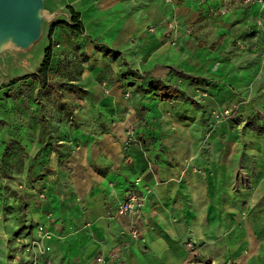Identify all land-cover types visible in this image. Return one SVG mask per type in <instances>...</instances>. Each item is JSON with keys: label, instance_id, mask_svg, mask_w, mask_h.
<instances>
[{"label": "rangeland", "instance_id": "374dc122", "mask_svg": "<svg viewBox=\"0 0 264 264\" xmlns=\"http://www.w3.org/2000/svg\"><path fill=\"white\" fill-rule=\"evenodd\" d=\"M163 1L166 30H147L149 35L157 33L166 47L157 53H165L170 73L189 84L194 104L227 90L210 113L215 126L204 124L205 112H200V133L219 140L232 136L230 144L247 169L256 166L255 179L248 181L246 170L243 186L210 190L215 212L182 223L175 237L145 210L126 226L118 245L101 250L107 237L79 221L85 207L77 196L89 174L80 167L90 156L86 151L80 154L79 147L105 134L117 140L131 161L128 166L134 173L129 178H141L140 184L148 171L155 179L153 186L134 189L146 206L153 188L163 182L155 166L163 153L151 148L152 135L175 134L183 115L176 111V102L165 104L160 107L163 125L161 120L148 124L149 104L158 98L140 94L137 77L126 78L132 56L147 64L138 50L94 58L85 50L88 39L83 35L73 33L64 42L49 40L47 27L53 16L44 0L51 17L43 20L41 37L29 48L11 46L0 53V264H264V33L254 29L257 10L238 12L227 26L204 15L184 21V14L176 10L183 0L176 6L172 0ZM62 16L71 18L70 12ZM180 35L198 49L184 52ZM51 42L52 64L44 87L34 73ZM153 64H158L156 59ZM234 103L239 107L235 117L220 115ZM202 224L213 226V235L194 236Z\"/></svg>", "mask_w": 264, "mask_h": 264}, {"label": "crops", "instance_id": "0c3cea01", "mask_svg": "<svg viewBox=\"0 0 264 264\" xmlns=\"http://www.w3.org/2000/svg\"><path fill=\"white\" fill-rule=\"evenodd\" d=\"M45 1L53 16L47 27L49 40L56 37L64 42L65 37H72L73 33L76 34L70 26L57 23L59 21L70 22V19L63 17L62 13L70 12V7H72L80 13L84 33L77 35H83L88 39L85 48L88 55L94 56V58H110L117 53L129 51L131 55L135 50H138V55L143 57L147 64L139 63L132 56L133 63L129 65V76L133 73L148 74L175 85L184 92L182 97L165 100H161L155 95L158 100L149 104L148 112L151 113V116H145L148 124L161 120L162 126L163 119L160 118V107L162 108L165 104L169 107L167 105L169 103L174 104L176 102L175 109L182 113L183 117L181 118L180 115L177 120L180 126L175 134L161 137H158L160 134L152 135V138L155 139L151 141V148H157L159 154L163 153L159 160H155L158 175L163 182L153 188L152 194L150 193L151 201L148 200L145 208L143 207L142 216H144V212H150V216L167 227L171 237H175L176 234H180L182 223L197 222L198 214L207 215L215 212L213 207L215 203L209 197L210 190H227L232 189L235 185L239 188L247 182L246 179L248 181L255 179L258 174L255 169L256 166L253 170L247 169V162L240 159V153L238 154V151L233 148L234 145L230 144L233 141L231 140L232 136L229 135L219 140L214 136H207L206 133H200V112H205L204 124L207 122L209 126H215L217 124L216 118L210 113L223 100V95L227 93V90H218V96L206 98L200 103L194 104L188 96L189 84L180 81L178 75L170 73L169 65H166L168 61L165 53H157L165 52L166 47L157 33L149 35L147 30L150 26H155L157 31L166 30L165 22L168 11L163 9V0ZM172 1L173 5L176 6L175 3L179 0ZM183 1V5L176 9L179 14H184L182 20L186 21L193 16L204 15L207 18L212 19L211 17H213L215 20L222 21L227 26L233 24L232 19L238 12L243 11L244 13L248 7L256 8L258 17L254 23V29L259 34L264 33V10L258 4L236 3L229 13L214 16L210 13L209 5L218 6L217 0L207 2L202 0ZM178 40L186 53L190 54L198 49L197 44L186 35H180ZM93 41L109 47L111 52L105 54L98 51ZM57 45L60 46L61 44L58 43ZM157 49L159 51H156ZM139 50L141 51L140 54ZM154 59L158 62L157 65L153 64ZM141 105L138 107V112L143 119L141 110H144V104ZM193 118L194 120H192ZM100 138L86 139L85 142L87 143L81 144L82 147H79L80 154H84L86 151L90 156L86 155V160L80 161V168L89 169V174L84 183L80 182V184L83 183V187H80L81 194L77 198H80L79 202L85 207L82 212L79 211V221L82 224L87 222L98 234L107 237L108 241L100 247L101 250H107L110 246H116L120 243L119 238H122L123 231L126 226L132 224L134 218L140 219L129 214L120 217L116 214L117 208L127 196V192L129 193L134 189L143 190L147 185L153 186L155 179L147 171L142 175V182L137 186L135 181L133 182L136 176L132 179L129 178V175H132L134 171L128 166L131 161L126 159L120 148V143L111 135L105 134L104 137L101 136ZM253 150L255 153L256 149ZM155 157L158 158L157 155ZM251 164L248 163L249 166ZM84 165L88 167H84ZM193 166L199 168V172L194 171ZM246 170L250 177L245 179L244 172ZM90 173L93 176H90ZM111 215L117 217L111 218ZM207 226V224H202L199 228L196 226L193 235L197 237L205 234L207 236L213 235L212 228L214 227ZM143 252L150 253L149 249L146 248Z\"/></svg>", "mask_w": 264, "mask_h": 264}, {"label": "water", "instance_id": "95a60500", "mask_svg": "<svg viewBox=\"0 0 264 264\" xmlns=\"http://www.w3.org/2000/svg\"><path fill=\"white\" fill-rule=\"evenodd\" d=\"M47 14L44 0H0V53L29 48L41 37Z\"/></svg>", "mask_w": 264, "mask_h": 264}, {"label": "trees", "instance_id": "16d2710c", "mask_svg": "<svg viewBox=\"0 0 264 264\" xmlns=\"http://www.w3.org/2000/svg\"><path fill=\"white\" fill-rule=\"evenodd\" d=\"M71 8V18L70 22L67 21H59L58 24H64L68 25L72 28V30L76 34H83L84 33V25L81 21L80 13L77 12L74 8ZM56 24V23H55ZM95 48L98 51H101L105 54H108L111 52V49L109 47H106L105 45H100L99 43L93 41ZM53 50V43L51 42L49 46L46 48V55L41 63L38 71L34 73V76L39 79L42 86H46L47 80H48V74L51 70V53ZM133 76L137 77L139 80V83L137 85V90L141 94L146 93H154L157 97H159L161 100L170 99V98H178L184 96V92L181 91L178 87L175 85L166 83L162 79L153 77L148 74H132ZM128 73L126 74V78Z\"/></svg>", "mask_w": 264, "mask_h": 264}, {"label": "built area", "instance_id": "2783aa9c", "mask_svg": "<svg viewBox=\"0 0 264 264\" xmlns=\"http://www.w3.org/2000/svg\"><path fill=\"white\" fill-rule=\"evenodd\" d=\"M203 2H207L209 0H202ZM218 6L209 5V10L211 15L219 16L225 15L230 12L231 8L236 3H243L246 5L250 4H258L262 10H264V0H217ZM260 23V22H259ZM239 107L234 103L229 107H225L221 110L220 115L224 118H233L238 114ZM219 118V117H218ZM141 178L136 179V184H139ZM145 199L141 197L135 190L129 192L127 197L119 204L117 208L118 215H133L135 217H141L143 215L142 209L145 204ZM41 234L44 233V228H40ZM134 233L136 234L137 231L135 230ZM99 261L102 259L99 257Z\"/></svg>", "mask_w": 264, "mask_h": 264}, {"label": "bare ground", "instance_id": "6f19581e", "mask_svg": "<svg viewBox=\"0 0 264 264\" xmlns=\"http://www.w3.org/2000/svg\"><path fill=\"white\" fill-rule=\"evenodd\" d=\"M50 17H51V15L48 16V14H47L46 17H44V19H45V18H50ZM44 19H43V20H44Z\"/></svg>", "mask_w": 264, "mask_h": 264}]
</instances>
